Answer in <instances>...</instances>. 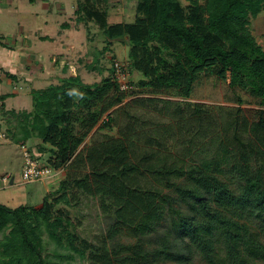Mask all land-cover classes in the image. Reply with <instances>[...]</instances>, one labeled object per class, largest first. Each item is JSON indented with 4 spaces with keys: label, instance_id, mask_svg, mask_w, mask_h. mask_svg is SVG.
Returning <instances> with one entry per match:
<instances>
[{
    "label": "trees",
    "instance_id": "1",
    "mask_svg": "<svg viewBox=\"0 0 264 264\" xmlns=\"http://www.w3.org/2000/svg\"><path fill=\"white\" fill-rule=\"evenodd\" d=\"M105 2L78 0V22L95 21L109 44L130 46L139 86L188 99L211 71L264 99V48L248 27L264 0H137L134 22L115 24ZM114 79L69 75L34 90L31 110L0 104L13 143L41 139L51 146L48 166L69 169L41 206L0 204V264H192L196 253L208 264H264V107L237 109L199 160L138 149L129 135L81 148L105 115L112 128L108 111L129 93ZM83 195L98 199L106 220L101 244L81 237L72 220ZM124 231L135 240L122 242Z\"/></svg>",
    "mask_w": 264,
    "mask_h": 264
},
{
    "label": "rangeland",
    "instance_id": "2",
    "mask_svg": "<svg viewBox=\"0 0 264 264\" xmlns=\"http://www.w3.org/2000/svg\"><path fill=\"white\" fill-rule=\"evenodd\" d=\"M181 1L184 5L189 4V0ZM77 5L78 0H0V55L11 54L8 56L10 62L0 61V94L9 95L5 101L7 109L31 110L32 92L60 83L62 75L81 74L90 84L100 82L108 75L114 79L113 67L115 63H121L129 69L133 87L123 103L108 111L114 118L112 128L103 126L107 120L105 115L81 148L109 137L129 135L138 149H152L179 162L199 160V155H194L200 149H203L200 150L202 155L204 150L208 154L213 152L212 137L223 129L225 120L235 115L237 109L264 107V99L253 97L247 90L230 87L228 81L221 80L211 71L198 77L188 99L172 91L156 92L139 86L137 82L143 75L130 69V46L123 39L109 44L95 21L78 22ZM136 5L137 0H108L102 8L109 14V23L115 24L134 22ZM248 27L264 48V9L257 16H250ZM14 52L16 57H12ZM22 57L28 61L24 62ZM0 119L4 120L2 115ZM5 122L0 127V134H5L0 136V204L13 209L22 205L41 206L45 195H51L60 181L68 177L69 169H62L44 180L25 182L22 147L12 142L7 131L9 122L7 119ZM200 127L205 132L198 135ZM26 146L41 163H49L52 156L49 144L33 139L26 142ZM187 147L192 150L188 152ZM71 172L74 176L82 171ZM5 177H9L8 183L3 180ZM11 179H14L12 184ZM70 210L79 235L101 244L107 225L98 199L83 195L80 203ZM261 238L264 240V234ZM120 239L124 243L135 240L125 231ZM192 264L208 263L196 253Z\"/></svg>",
    "mask_w": 264,
    "mask_h": 264
},
{
    "label": "built area",
    "instance_id": "3",
    "mask_svg": "<svg viewBox=\"0 0 264 264\" xmlns=\"http://www.w3.org/2000/svg\"><path fill=\"white\" fill-rule=\"evenodd\" d=\"M115 79L118 81L120 85V89L122 91H128L131 89V85L129 82V72L127 67L122 65L121 63H115ZM2 136V135H0ZM24 157V166H23V179L25 182H35L39 180H44L52 176V174L56 175L62 169H53L48 166V164L41 163L39 159L34 157L33 153L29 151L26 144L21 145ZM5 183H8L9 177L3 178Z\"/></svg>",
    "mask_w": 264,
    "mask_h": 264
},
{
    "label": "crops",
    "instance_id": "4",
    "mask_svg": "<svg viewBox=\"0 0 264 264\" xmlns=\"http://www.w3.org/2000/svg\"><path fill=\"white\" fill-rule=\"evenodd\" d=\"M8 56H11V54H9V52H5L4 54L1 53V55H0V61H3V62H10L11 60H9V57H8ZM12 57H16V52H14V54L12 53ZM22 60H23L24 62H27V61H28L26 58H23V57H22ZM5 64H6V63H5ZM3 76H4V78L8 79L6 75L3 74ZM62 76L64 77V75H62ZM62 76H60V77H62ZM8 80L10 81V78H9ZM4 94H5V93H4ZM4 94H0V95H4ZM5 101H6V99L3 100V101L0 100V104H1V103H4V104H5ZM5 108H6V104H5ZM6 110H10V109H7V108H6ZM15 110H17V109H15ZM23 110H24V109H23ZM27 110H28V109H27ZM17 111H20V109H18ZM0 115H1V113H0ZM3 124H4V123H3L2 119H0V127H1ZM0 135H5V134H4V132H2V134H0Z\"/></svg>",
    "mask_w": 264,
    "mask_h": 264
},
{
    "label": "water",
    "instance_id": "5",
    "mask_svg": "<svg viewBox=\"0 0 264 264\" xmlns=\"http://www.w3.org/2000/svg\"><path fill=\"white\" fill-rule=\"evenodd\" d=\"M14 182V179H11V184Z\"/></svg>",
    "mask_w": 264,
    "mask_h": 264
}]
</instances>
